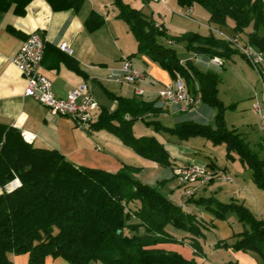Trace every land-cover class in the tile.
I'll use <instances>...</instances> for the list:
<instances>
[{"label":"trees","instance_id":"1","mask_svg":"<svg viewBox=\"0 0 264 264\" xmlns=\"http://www.w3.org/2000/svg\"><path fill=\"white\" fill-rule=\"evenodd\" d=\"M31 1L0 0V11L12 8L15 14L23 15ZM46 1L54 11H76L84 0ZM175 1L180 7L199 4L208 12L209 22L228 25L233 35L264 57V1ZM112 2L116 17L127 24L137 42L134 54L156 62L173 80L182 78L190 92L199 91L201 102L216 109L215 127L191 120L166 127L157 120L144 119L149 113L160 112L153 102L108 93L116 107L109 110L97 105L87 131L105 130L141 157L161 166H172L168 151L153 135H134L132 126L136 120L179 139L205 137L212 144H224L227 157L237 155L251 170L255 184L264 189V156L254 152L236 129L227 126L224 111L228 107L218 96L219 75L180 63L175 48L162 40L183 42L188 51L208 56L230 55L238 49L212 34L185 32L169 36L164 28L156 26L162 24L145 17L139 9L123 0ZM103 23L104 18L94 11L85 20L90 31ZM138 170L129 165L116 172L77 165L56 149L26 142L19 129L0 123V264H13L12 256L18 254L28 255L27 264H43L47 257H62L70 264H191L180 254L156 246L177 241L166 230L171 225L185 231L199 251L198 239L207 221L173 203L157 187L138 180ZM14 179L19 185L9 190L7 185ZM195 202L219 219L234 213L247 228L236 234L232 244H225L235 250L255 252L260 264H264V218L234 200L223 203L201 198Z\"/></svg>","mask_w":264,"mask_h":264},{"label":"crops","instance_id":"2","mask_svg":"<svg viewBox=\"0 0 264 264\" xmlns=\"http://www.w3.org/2000/svg\"><path fill=\"white\" fill-rule=\"evenodd\" d=\"M160 2L162 5L158 9L163 14L156 10L158 18L154 17L152 9L146 10L141 5L136 9L145 17L162 24L169 36L194 32L202 36L212 34L222 39L223 35L234 34L228 25L219 26L209 22L208 12L197 3L190 7H180L175 0ZM92 11L101 15L104 23L90 31L85 26V20ZM168 12L173 17H169ZM116 13L113 2L111 1L108 6L107 0H84L80 9L76 11L73 9L54 11L46 0H32L26 6L23 15L15 14L12 8L0 11V123L12 125L21 133L34 135L32 142L34 146L56 149L80 166L112 172L126 165L138 167L135 177H139L141 182L157 187L173 203L208 223L203 230V236L198 239L201 246L199 251L192 246L185 231L170 225L166 230L177 241L164 242L156 247L176 252L184 259L194 261V264H260L255 252L235 250L225 244H232L236 234L247 228L234 213L219 219L203 204L195 202L201 198H214L223 203H227L225 201L228 199H235L242 201L258 218H264V189L246 181L244 164L234 153L231 154L232 157H227L225 146L223 147L225 158L230 159V167L236 177L241 173L243 182L238 181L230 187L216 179L209 184L195 186V193L191 197H185L181 193V188L178 192L177 185L174 186L171 181L172 166L201 164L198 159L194 158L196 162H193L188 158L194 154L195 149L199 150L198 144L194 143L197 137L179 139L168 133L156 132L151 125L145 124L144 128L140 127L141 132L136 136L153 135L168 151L172 166H161L123 145L115 135L105 130H83L69 116L54 114L33 98L24 95L25 79L12 63V58L28 34L36 32L45 42L41 72L51 80V88L56 97L65 98L70 90L86 84L98 108L106 107L113 110L116 107V101L111 100L108 93L126 98L139 97L153 102L160 109L158 114H147L145 120H157L166 127L191 120L214 128L215 108L200 102L184 111L181 105L170 104L159 96L162 86L173 81L171 75L148 57L134 54L137 42L127 24L117 18ZM162 41L174 48L179 47V51L176 48L175 50L180 63H188L200 71H212L219 75L218 96L223 105L228 107L224 111L227 126L236 129L254 152L260 157L264 156L262 135L258 129L259 116L252 109L255 94H260L264 85V64L260 68V73H257L239 52L224 56L221 54L208 56L188 51L183 42L168 43L169 39ZM62 42L68 44L70 53L60 49ZM125 57L145 74L143 79L133 85L120 80V68ZM185 86L188 89L187 84ZM135 87L142 89L143 94H136ZM80 99L81 97H78L77 102ZM96 115L97 113H94V118ZM237 115L241 116V122L234 120V116ZM135 124L134 122L133 126ZM133 133L135 135V132ZM178 148L187 149L189 153L180 152L182 155L178 157L176 154ZM204 159L209 167L228 172L225 163L216 164L215 156L204 153ZM12 260L13 264H27L28 255H13ZM43 264L70 263L62 257H47Z\"/></svg>","mask_w":264,"mask_h":264},{"label":"built area","instance_id":"3","mask_svg":"<svg viewBox=\"0 0 264 264\" xmlns=\"http://www.w3.org/2000/svg\"><path fill=\"white\" fill-rule=\"evenodd\" d=\"M156 26L160 30L163 28L159 24H156ZM223 39L238 49L254 70L260 73V68L264 64L262 52L252 45L242 42L236 35H223ZM168 43H171V41H168ZM60 49L67 53L71 52L70 47L65 42L60 44ZM44 51V40L38 33L32 32L28 34L12 58V63L25 79L24 95L33 98L54 114L69 116L78 127L87 130L92 120L93 112L97 108V102L91 93L88 92L86 84H81L77 88L70 90L65 98L56 97L51 88V80L41 72ZM144 77L145 74L137 69L129 58H123L120 68L121 81L133 85ZM135 93L142 95L143 90L135 87ZM159 96L170 104L181 105V109L184 111L195 107L201 102L200 92H190L179 76L172 82L163 85L159 90ZM78 97H81L79 102H77ZM252 109L259 116L258 129L261 132L264 145V85H262L260 94H255ZM21 134L26 142H33L34 135L24 132ZM172 176L177 185L185 190L186 197H190L195 193V186L206 185L216 179L226 182L233 181L225 171L209 167L208 165L194 163L173 166ZM18 185V179H14L7 185V188L11 190Z\"/></svg>","mask_w":264,"mask_h":264},{"label":"rangeland","instance_id":"4","mask_svg":"<svg viewBox=\"0 0 264 264\" xmlns=\"http://www.w3.org/2000/svg\"><path fill=\"white\" fill-rule=\"evenodd\" d=\"M108 1V6H109V4L111 3V1L112 0H107ZM124 2H128L132 7H134V8H139L138 6H143L146 10H149V9H152V10H154V17L155 18H158V16H157V13H156V10H159L158 9V7H161V5H162V3L160 2V1H153V0H149V1H147V2H143L142 0H123ZM164 1V0H163ZM110 7H112V5L110 6ZM202 7V6H201ZM203 8V7H202ZM166 9V8H165ZM204 9V8H203ZM205 10V9H204ZM160 11V13L161 14H163L162 12H161V10H159ZM169 14H168V16L170 17H173L172 16V14L170 13V12H168ZM202 31H205L203 28H200ZM175 48H176V50H178L179 51V47L178 46H175ZM225 114V113H224ZM229 115V114H228ZM230 117V116H229ZM238 117H240L239 119H238ZM225 118V117H224ZM234 120H236V122H241V116H234ZM135 125L134 126H132V128H133V132H135V135L136 134H140V127L141 128H144L145 127V123L143 122V121H141V120H136L135 121ZM227 124V123H226ZM197 138V140H195L194 141V143H196V144H198V147L197 148H199V150H197V149H195V152H194V154H192V156L190 155V156H188V158H189V160H191V161H193V162H196L195 160H193L194 158L195 159H198V160H200L201 161V164H203V165H206V163H205V159H204V153H209V154H211L212 156H215V162H216V164H218V165H224V163L228 166L227 168V170H228V172H226V174H228L232 179H233V181L232 182H226V181H222V182H225V183H227L226 185L227 186H230V187H232L233 185H235L238 181H240V182H243V179L241 178V173H239L238 174V176L239 177H236L235 176V174H234V170L230 167V164H231V162H230V159H228V158H225V155H224V150H223V147L225 146L224 144H212V142L210 141V140H208L207 138H205V137H201V136H196ZM190 141H193V140H190ZM196 146V145H195ZM222 147V148H221ZM180 148H178L177 150H176V154H177V156L178 157H180L182 154H180V152L182 153V152H184V153H189L188 151H187V149H181L180 151ZM174 151V150H173ZM199 151H200V154H199ZM227 151V150H226ZM193 156H196V157H193ZM240 163V162H239ZM195 164V163H194ZM196 164H200V163H196ZM244 167H245V170L243 171V169H242V171L243 172H246V174H247V177H246V181L248 180L250 183H252L253 185H254V183L255 182H253L252 181V179H251V170L247 167V166H245V165H243ZM138 180H139V177H136ZM171 181L173 182V184H174V186H176L177 185V183H176V181L174 180V178L172 177L171 178ZM211 183V182H210ZM232 183H234V184H232ZM257 185V184H256ZM177 188H178V192H179V188H181V193H182V195H184L185 197H186V195H185V190L182 188V187H179L178 185L176 186ZM191 190H192V188H191ZM194 192H195V190H194ZM194 194V193H193ZM191 197V196H190ZM230 199H228V201H225V202H230L229 201ZM234 201H237V200H235V199H233ZM237 202H239V203H242L245 207H246V205L242 202V201H237ZM171 226V225H170ZM177 229V228H176ZM204 233H206V232H204ZM201 238V237H200ZM228 244V243H227ZM191 262V264H194V261H190ZM199 264H202V263H199Z\"/></svg>","mask_w":264,"mask_h":264}]
</instances>
